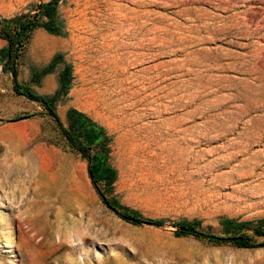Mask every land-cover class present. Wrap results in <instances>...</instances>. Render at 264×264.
<instances>
[{
	"label": "rangeland",
	"instance_id": "1",
	"mask_svg": "<svg viewBox=\"0 0 264 264\" xmlns=\"http://www.w3.org/2000/svg\"><path fill=\"white\" fill-rule=\"evenodd\" d=\"M46 1L0 0V16ZM58 15L66 36L36 30L18 80L52 95L69 64L56 113L105 129L117 175L96 184L102 198L0 63V264H264V248L174 226L223 235V218L264 219V0H66ZM58 53L64 63L32 83L30 68ZM106 200L164 223L132 225Z\"/></svg>",
	"mask_w": 264,
	"mask_h": 264
},
{
	"label": "trees",
	"instance_id": "2",
	"mask_svg": "<svg viewBox=\"0 0 264 264\" xmlns=\"http://www.w3.org/2000/svg\"><path fill=\"white\" fill-rule=\"evenodd\" d=\"M64 1L66 0H48L31 4L24 11L11 17L0 16V39L5 42L0 49V63L3 73L11 77L14 94L38 103L45 114L53 120L67 149L87 161L91 182L103 198L96 184L100 182L111 187L117 175V171L108 163L110 139L105 129L85 113L74 108L66 111L65 124L56 113L57 103L67 96L71 86V66L64 63L63 56L58 53L45 68H30V81L39 85L41 77L52 73L59 64L64 63L59 74V87L52 95L38 94L31 86L18 80L19 66L36 30L42 29L50 35L66 36L64 21L59 19L58 15V6ZM105 203L120 219L132 225L161 226L164 223L162 219L147 218L134 209L120 205L117 201L106 200ZM220 225L223 228V235H217L209 229H200L197 221L174 224L178 228L177 236L191 235L208 242L229 243L244 249L264 248V241H257L258 238H264V219L239 221L223 218Z\"/></svg>",
	"mask_w": 264,
	"mask_h": 264
},
{
	"label": "water",
	"instance_id": "3",
	"mask_svg": "<svg viewBox=\"0 0 264 264\" xmlns=\"http://www.w3.org/2000/svg\"><path fill=\"white\" fill-rule=\"evenodd\" d=\"M88 175H89V177H91V174L90 173H88Z\"/></svg>",
	"mask_w": 264,
	"mask_h": 264
}]
</instances>
